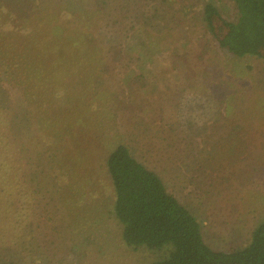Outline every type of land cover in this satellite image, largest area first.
<instances>
[{"label": "rangeland", "instance_id": "rangeland-1", "mask_svg": "<svg viewBox=\"0 0 264 264\" xmlns=\"http://www.w3.org/2000/svg\"><path fill=\"white\" fill-rule=\"evenodd\" d=\"M154 1L156 6L164 2L159 10L164 11L167 24L161 23L159 30L171 35V44L179 42L181 34L197 35L194 33L202 31L195 20L199 0ZM96 6L98 0H0V42L5 39L8 43L65 49L64 58L57 64L68 72L56 74L53 80L63 91L70 114L61 117L56 113L48 86L40 100L42 112L48 109L49 124L58 123L70 142L61 156L62 167L51 172L54 176H40L35 179L40 182L38 190L30 184L19 194V206L27 214L36 213L33 222L41 228L34 225L30 229L21 220L14 236L10 233L0 240V264H151L166 252L126 246L113 211L104 157L124 139L121 129L127 131L129 119L128 113L120 117L124 111L116 95L117 101L110 109L119 114L110 121L104 110L108 105L101 95V77L97 78L94 70L89 74L101 62L95 38ZM218 8L223 16L234 19V9L228 3ZM154 34L147 29L141 37L145 41ZM156 40L161 48L170 45L163 36ZM87 49L97 51L87 56ZM76 51L79 56H72ZM89 62L92 66L86 70ZM207 65L210 71L219 66L206 75L190 72L181 80L167 77L177 82L173 80L172 86L165 82L166 88L160 87L171 105L178 103L172 120L168 119V126L175 128V135L168 133L170 143H182V129L190 133L204 131L203 142L197 138L196 145L189 135L185 150L177 153L166 149L158 137L139 136L138 140L129 138L124 142L196 219L204 244L228 253L247 246L253 230L264 219V61L214 52ZM150 87L155 90L158 86L152 83ZM172 94L175 96L170 97ZM112 100L108 103L113 104ZM83 119L94 127L84 126ZM102 123L113 128L108 127L105 133L100 129ZM158 128L168 130L160 124ZM31 135L34 141L36 132ZM256 166L257 170L252 168ZM6 195L3 204L11 199Z\"/></svg>", "mask_w": 264, "mask_h": 264}, {"label": "trees", "instance_id": "trees-1", "mask_svg": "<svg viewBox=\"0 0 264 264\" xmlns=\"http://www.w3.org/2000/svg\"><path fill=\"white\" fill-rule=\"evenodd\" d=\"M99 1L95 38L98 61L101 62L92 69V62L87 63L86 70L90 69V75L94 70L97 78L101 77V95L108 105L104 110L111 117L110 121L119 114L110 109L117 101L116 95L121 99L120 109L124 111L120 117L128 113L127 131L121 129L124 139L116 142L104 157L113 211L122 226L124 243L134 249H166L163 257L151 264H264V219L257 224L250 243L242 250L225 253L208 248L196 219L166 189L159 175L138 161L124 142L129 138L138 140L139 136L147 139L151 136L163 139L161 144L177 153L185 150V141H188L185 138L189 135L196 145L197 138L202 142L205 140L202 130L190 133L182 129V143H170L168 133L175 135V128L168 126L171 122L168 119L172 120L173 108L178 103L171 105L160 87L165 89L167 83L172 86L173 80H181L190 72L214 73L219 65L211 71L207 65L214 52L237 59L264 61V0H199L195 20L202 31L194 33L197 35L181 34L183 37L174 45L170 42L171 35H164V30H159L161 23L167 24L164 11L159 10L163 1L158 6L154 0H104L103 4ZM223 2L234 9L233 20L223 16L218 8ZM123 11L129 14H122ZM147 29L155 34L144 41L141 35ZM159 36L167 39V45L170 44L167 48L160 47L156 40ZM95 51L87 49L86 55ZM71 55L79 56V51ZM64 56L65 49L56 46L20 45L5 39L0 42V240L10 233L14 236L21 220L33 229L36 224L32 217H36V213L27 214L28 211L22 210L17 202L19 194L30 184H35L38 190L40 176L50 179L54 176L53 169L62 167L61 156L70 138L62 133L58 123L49 124L48 109L42 112L40 100L49 86L54 98L52 105L58 109L52 107V110L61 117L70 115L64 104L63 91L53 80L56 74L68 72L57 64ZM150 72L154 76H150ZM171 76L176 79L169 81L167 77ZM152 83L158 86L155 90L150 87ZM261 84L264 87V81ZM111 99L113 104L108 103ZM78 116L81 117L79 113ZM83 124L87 128L94 127L84 119ZM159 124L166 126L167 132L158 128ZM106 125L102 123L100 129L108 133V127L111 130L113 126ZM32 132H36L34 141ZM261 149L264 155V143ZM252 168L257 170L258 166ZM54 185L58 187L56 182ZM6 194L11 195V199L3 204L2 198ZM26 215H29L28 220Z\"/></svg>", "mask_w": 264, "mask_h": 264}]
</instances>
